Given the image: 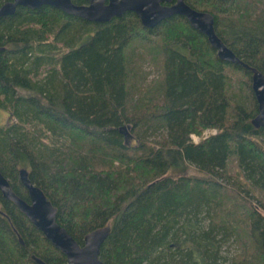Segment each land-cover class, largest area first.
<instances>
[{
	"label": "trees",
	"instance_id": "1",
	"mask_svg": "<svg viewBox=\"0 0 264 264\" xmlns=\"http://www.w3.org/2000/svg\"><path fill=\"white\" fill-rule=\"evenodd\" d=\"M184 1L213 16L248 67L221 60L180 15L151 28L131 11L105 22L48 5L0 16L10 118L0 172L28 200L26 168L80 245L110 225L102 264H264V126L251 122L250 70L264 73V0ZM32 256L66 264L0 192V264Z\"/></svg>",
	"mask_w": 264,
	"mask_h": 264
},
{
	"label": "water",
	"instance_id": "2",
	"mask_svg": "<svg viewBox=\"0 0 264 264\" xmlns=\"http://www.w3.org/2000/svg\"><path fill=\"white\" fill-rule=\"evenodd\" d=\"M87 0L85 4H75L72 0H12L0 6V16L12 14L18 6L31 9L42 5L59 8L62 11L80 16L94 22H105L121 16L125 11L133 12L145 28H151L159 21L172 15H180L189 24L205 35L215 49L217 56L235 64L243 63L217 36L213 16L206 11L192 8L184 0ZM3 47L0 46V51ZM251 88L257 103V113L251 122L255 127L264 126V73L250 67ZM19 179L27 192L28 200L16 194L8 180L0 172V192L11 200L28 220L51 242L65 257L66 264H102L99 259L100 247L110 232V225L95 228L85 234L83 244H78L67 230L56 221V208L47 199L44 192L28 178L26 168L18 170ZM36 264H46L32 256Z\"/></svg>",
	"mask_w": 264,
	"mask_h": 264
},
{
	"label": "rangeland",
	"instance_id": "3",
	"mask_svg": "<svg viewBox=\"0 0 264 264\" xmlns=\"http://www.w3.org/2000/svg\"><path fill=\"white\" fill-rule=\"evenodd\" d=\"M146 68H148V66H146ZM155 74H156V72L153 71V72L150 73L149 77H152V76H154ZM9 119H10V118H9L8 111H7V110L0 109V126H1V125H5V124L8 122ZM195 136H196L195 139L191 137L192 141H197V140H198V139H197L198 135H195ZM222 249H223L225 252H226V251H227V252H230V253L233 252V248H232V246H228L227 248L224 247V248H222Z\"/></svg>",
	"mask_w": 264,
	"mask_h": 264
},
{
	"label": "built area",
	"instance_id": "4",
	"mask_svg": "<svg viewBox=\"0 0 264 264\" xmlns=\"http://www.w3.org/2000/svg\"><path fill=\"white\" fill-rule=\"evenodd\" d=\"M214 131H215L214 129H212V130H207V131L203 132V134L206 135L208 132H214ZM191 137L195 139L196 136L191 135Z\"/></svg>",
	"mask_w": 264,
	"mask_h": 264
},
{
	"label": "flooded vegetation",
	"instance_id": "5",
	"mask_svg": "<svg viewBox=\"0 0 264 264\" xmlns=\"http://www.w3.org/2000/svg\"><path fill=\"white\" fill-rule=\"evenodd\" d=\"M170 1H171V0H170ZM170 1H169V2H170ZM169 2H168V3H169ZM168 3H167V4H168ZM125 12H126V11H125Z\"/></svg>",
	"mask_w": 264,
	"mask_h": 264
}]
</instances>
